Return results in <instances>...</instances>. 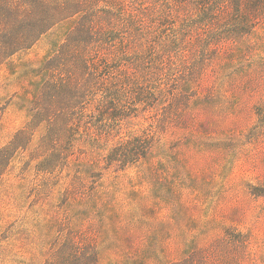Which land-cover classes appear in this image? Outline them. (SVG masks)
<instances>
[{"label":"rangeland","instance_id":"rangeland-1","mask_svg":"<svg viewBox=\"0 0 264 264\" xmlns=\"http://www.w3.org/2000/svg\"><path fill=\"white\" fill-rule=\"evenodd\" d=\"M253 3L230 20L250 24L244 36L193 32L156 79L159 107L130 100L132 117L110 123L114 138L100 139L109 121L90 118L59 151L41 147L38 129L12 154L0 171V264H46L69 236L99 264H173L200 251L207 264H264V0ZM77 22L0 66V150L31 121L45 64ZM150 130L146 159L107 167L122 140Z\"/></svg>","mask_w":264,"mask_h":264},{"label":"trees","instance_id":"trees-1","mask_svg":"<svg viewBox=\"0 0 264 264\" xmlns=\"http://www.w3.org/2000/svg\"><path fill=\"white\" fill-rule=\"evenodd\" d=\"M136 1L0 0V66L31 49L57 24L78 17L45 64L49 77L34 101L31 121L0 150V171L15 151L31 144L38 129L41 147L54 151L71 145L90 118L109 121L100 139L114 138V121L132 117L130 100L135 106L159 107L156 79L174 58L185 55L193 32L217 35L211 37L214 42L244 36L250 24L230 20L235 14L244 17L254 1L263 0H156L146 7ZM156 132L122 140L106 155L107 167L122 170L146 159ZM201 254L173 264H207ZM46 264H99V259L79 236H69L54 247Z\"/></svg>","mask_w":264,"mask_h":264}]
</instances>
